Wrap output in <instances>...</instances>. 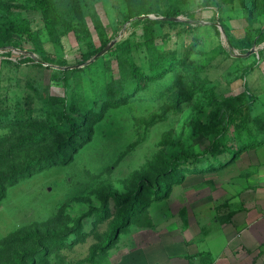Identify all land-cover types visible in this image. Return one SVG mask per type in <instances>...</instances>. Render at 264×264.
Here are the masks:
<instances>
[{
    "label": "rangeland",
    "instance_id": "1",
    "mask_svg": "<svg viewBox=\"0 0 264 264\" xmlns=\"http://www.w3.org/2000/svg\"><path fill=\"white\" fill-rule=\"evenodd\" d=\"M56 1L63 17L48 28L34 0H0V38L9 45V55L0 50V115L33 112L49 121L61 118L69 102L73 110L87 113L77 144L62 146V160L4 184L0 264L9 261L6 254L15 247H33L10 241L12 236L35 230L68 235L71 241L46 242L48 255L38 264H263L253 259L258 250H244L235 242L228 251L236 232L229 223L239 210V169L261 153L264 143L233 155H210L212 164L181 169L176 176L166 160L182 149H205L223 129V115L246 114L247 105L253 115L264 110V42L244 55L229 46L222 26L234 41L250 25L264 27V0H209L223 2L220 13L205 7L206 0H133L130 10L140 14L129 19L127 0H80V12L72 16L66 11L74 0ZM170 8L182 13L173 22L154 24L152 49L140 46L143 24L134 21L168 19L164 13ZM191 15L200 24L189 33L184 21ZM80 17L85 20L80 31L66 30L68 24L78 27ZM10 21L27 22L31 38L16 31L7 35ZM108 38L113 44L95 58ZM27 55L34 60H20ZM166 56L172 59L168 72L108 100L122 87H135L134 65L147 74ZM196 88L175 103L179 94ZM3 119L0 172L14 161L51 157L61 146L63 139L49 138L25 148L18 142L33 128L6 125ZM230 127L234 137L236 128ZM233 179L237 183L231 187ZM133 192L143 206L131 210L117 237L102 248L114 219L132 204L124 197Z\"/></svg>",
    "mask_w": 264,
    "mask_h": 264
},
{
    "label": "trees",
    "instance_id": "2",
    "mask_svg": "<svg viewBox=\"0 0 264 264\" xmlns=\"http://www.w3.org/2000/svg\"><path fill=\"white\" fill-rule=\"evenodd\" d=\"M37 7L41 10L43 20L46 24V27L50 28L55 23L61 20L62 13L60 12L59 6L56 0H34ZM129 5V13L127 19L137 16L140 14V11L131 9L133 5V0H127ZM205 7L210 6L215 9L217 13H220L223 9V2L221 1H209L206 0L204 2ZM80 0H74L72 3V7L66 11V14L69 16L75 15L76 13L80 12ZM182 12L176 8L168 9L164 14L168 17V19L163 18H156L151 16H144L139 17L134 22H140L143 24V37L144 39L140 41L138 44L141 46L143 45L147 49H152L157 40V35L154 34V24L161 23L164 24L165 22H173L172 19L180 15ZM191 20L184 21L185 30L189 33L193 32L195 28L200 24L195 22L196 18L191 15ZM220 18V17H217ZM220 20V19H219ZM221 21V20H220ZM222 22V21H221ZM77 23L79 24L78 27L70 26L69 24L66 26V30H70L71 28L80 31L82 25H85V20L83 17L77 19ZM81 26V27H80ZM223 28H225L228 44L229 46L234 49L238 48L241 52L246 53L251 47L256 46L264 42V27H253L249 26L245 31L243 37L238 39L237 41L233 40L232 35L229 33L227 26L223 23ZM11 28V29H10ZM6 31L8 32L7 35H11L12 31L20 32L23 35L31 38L32 36V29L29 24L25 21H10L9 27H7ZM164 39L169 37L168 34L162 36ZM81 39V35H79ZM111 39H105L102 43V47L106 46ZM9 45L3 42V39L0 38V50H4L1 53L2 55H9V51H6ZM228 47V46H227ZM129 48V47H127ZM234 51V50H233ZM98 52V51H96ZM173 58H176L179 61V55L177 53H172ZM90 56L89 54L87 57ZM7 57V56H6ZM169 56L163 58V61L160 60L158 66L152 65L149 67V73L144 74L143 68L141 65H134L133 66V75L138 78L135 87L126 86L120 88L117 92L111 93L108 96L109 101H113L121 96H126L133 88H139L143 85L144 82L150 80L152 78H156L168 72L170 69L166 65V63L171 59ZM21 61H28L34 60V57L31 55L21 56ZM41 61V60H40ZM138 76V77H137ZM196 89L190 90L188 93H181L179 94L176 99L175 103L181 100H185L191 97L192 93L195 92ZM202 90V89H201ZM211 98L216 101L217 96H215L214 92L210 91ZM246 114H241V116L233 115H223L222 121L224 122V127L221 131L217 132L213 138L210 140L209 144L203 149L202 151H195L191 149H182L180 154L170 156L169 159L166 160L167 170L173 171L174 176L178 173V170L181 169H188L193 170L195 168H202L203 166H208L212 164V160L209 159L210 155L215 156L220 154V152H224L227 155L236 154L237 151L247 149L252 146H258L264 143V110L258 114L251 113L250 105H247ZM249 112V113H248ZM21 114V115H17ZM3 118H7V120L3 119L4 121H8V124H15L19 126L33 128V132L29 135H26L20 139L18 142L19 144H26L27 147H32L34 144L46 142L49 138L63 139L61 141V146L58 148L57 153H54L51 157H41V155L36 159H28V163H21L19 164L17 161L6 165V170L4 172H0V199L2 198V190L4 188V184H11L12 182L16 181L18 178L22 176H26L30 173L31 170L38 168L39 166L54 160H62L65 156L61 152L62 146L68 145L67 148H73L75 144H77L76 138L79 135V132H82L83 121H85L87 113L81 112L80 110H73L72 103L69 102L65 105L63 109L62 116L59 119L52 118L49 121H43L41 119L38 120V117L33 115V112L30 113H5L0 115ZM234 126L236 128V132L234 137L230 136V126ZM66 138V140H64ZM81 140L78 138V141ZM30 144V146H29ZM220 144L223 147H220ZM12 150V149H10ZM221 158V155L220 157ZM173 175V174H172ZM169 179H172L173 176L169 175ZM167 182V181H166ZM165 187V185H163ZM162 187V188H164ZM163 189H156V193L162 192ZM154 193V191H153ZM151 193L150 195H153ZM124 199H131L132 204L128 208L121 209V215L116 217L113 221V227L105 235L104 244L101 246L106 247L109 246L112 240L117 237L116 235L121 231V228L127 223L129 213L131 210L138 209L143 206V202L138 199V195L133 192L128 194ZM77 230V229H76ZM74 230L72 231V233ZM81 232V231H79ZM55 235H51L48 231L46 233H42L38 230L27 232L25 234H21L20 236H12L10 241L16 240L18 242L25 243L30 242L33 247H22L19 246L15 247L12 252L10 251L6 255H8L7 261L5 264H38L42 262L45 257L48 255L49 247L46 245V242L55 245H64L69 244L71 245V241L67 240L68 235H61L59 237H55ZM54 238V239H53ZM101 248V249H102ZM46 260V259H44Z\"/></svg>",
    "mask_w": 264,
    "mask_h": 264
},
{
    "label": "crops",
    "instance_id": "3",
    "mask_svg": "<svg viewBox=\"0 0 264 264\" xmlns=\"http://www.w3.org/2000/svg\"><path fill=\"white\" fill-rule=\"evenodd\" d=\"M260 150L259 155L240 166L239 210L229 219L230 230L236 232L232 234L233 243L230 242L228 252L236 242L245 247L244 250H258L253 257L256 261L264 260V145ZM236 183L233 179L230 186Z\"/></svg>",
    "mask_w": 264,
    "mask_h": 264
},
{
    "label": "water",
    "instance_id": "4",
    "mask_svg": "<svg viewBox=\"0 0 264 264\" xmlns=\"http://www.w3.org/2000/svg\"><path fill=\"white\" fill-rule=\"evenodd\" d=\"M176 18V17H175ZM113 44V42H111V43H109V44H107L104 48H102L101 50H99L96 54H95V58H97V57H99V56H101L103 53H105L108 49H109V47L111 46ZM256 50V48H255V46H253V47H251L244 55H249V54H251V53H253L254 51ZM92 60H90V61H88V62H91ZM87 62V63H88ZM77 66H79V64L78 65H72V67H77Z\"/></svg>",
    "mask_w": 264,
    "mask_h": 264
}]
</instances>
